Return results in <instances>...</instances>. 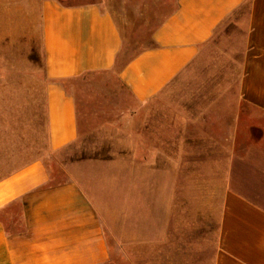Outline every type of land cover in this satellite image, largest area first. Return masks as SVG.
Returning <instances> with one entry per match:
<instances>
[{
    "label": "crops",
    "instance_id": "obj_1",
    "mask_svg": "<svg viewBox=\"0 0 264 264\" xmlns=\"http://www.w3.org/2000/svg\"><path fill=\"white\" fill-rule=\"evenodd\" d=\"M41 10L46 141L13 167L0 154V264H264V0H175L153 46L119 72L139 103L126 127L135 163L58 157L80 136L76 97L60 81L112 70L123 36L100 1ZM219 33L236 82L215 91L204 122L166 118L156 100ZM184 160L188 195L176 198L181 187L165 176L184 175ZM198 169L199 190L220 200L196 199ZM130 175L146 177L134 194Z\"/></svg>",
    "mask_w": 264,
    "mask_h": 264
},
{
    "label": "rangeland",
    "instance_id": "obj_2",
    "mask_svg": "<svg viewBox=\"0 0 264 264\" xmlns=\"http://www.w3.org/2000/svg\"><path fill=\"white\" fill-rule=\"evenodd\" d=\"M44 1L0 0V154L4 155V159L9 158L7 162L12 167L39 153L46 141L42 88L47 80L43 73L41 38ZM59 1L64 4L102 2L119 23L123 47L114 69L88 73L66 81V86L77 98L80 136L58 157L71 161L120 158L122 163H135L125 160L128 147L126 127L132 126V117L138 112L139 103L120 79L119 71L134 55L153 46L154 30L174 8L175 0ZM235 29L234 24H225L222 34L234 32ZM34 65L38 69L36 73L32 69ZM236 71L237 66L230 57L227 42H222L219 33L200 58L174 80L156 102L166 118L172 119L174 113L181 112L186 121L196 115L197 122H204V105L207 102L215 103L220 98L215 93L219 92L223 83L227 88L230 82H236ZM227 74L235 78L228 80ZM206 89H209V94H206ZM133 128H139V122L134 121ZM167 162L171 163L166 161V165ZM181 165L186 172L184 175H166L165 180L166 184L169 181L180 185L176 198H187L188 192L182 190L190 181L186 171L188 161H181ZM128 178L132 183L128 190L131 189L134 194L135 182L144 185L146 177L130 175ZM152 179L149 177L147 182ZM195 180L198 186L196 199L203 200L207 195L206 198L213 196V199L220 200L221 193L213 191L205 195L203 190H199V186L206 183L199 169ZM152 183H155V179Z\"/></svg>",
    "mask_w": 264,
    "mask_h": 264
},
{
    "label": "trees",
    "instance_id": "obj_3",
    "mask_svg": "<svg viewBox=\"0 0 264 264\" xmlns=\"http://www.w3.org/2000/svg\"><path fill=\"white\" fill-rule=\"evenodd\" d=\"M60 2H61V1H60ZM172 10H173V9H172ZM172 10H171V11H172ZM144 50H145V49H144ZM121 51H122V50H121ZM142 51H143V50H142ZM140 52H141V51H140ZM140 52H139V53H140ZM120 53H121V52H120ZM137 54H138V53H137ZM137 54H136V55H137ZM136 55H134L132 58H134ZM132 58H130L127 62H129ZM119 60H120V55H119V57H118V62H119ZM118 62H117V64H118ZM127 62H126V63H127ZM126 63H125V64H126ZM117 64H116V65H117ZM125 64H124V65H125ZM124 65H123V66H124ZM123 66H122V67H123ZM122 67H121V69H122ZM113 69H114V68H113ZM121 69H120V70H121ZM107 71H109V70H107ZM97 72H104V71H97ZM119 72H120V71H119ZM88 73H95V72H88ZM88 73H84V74H82V75H80V76H78V77H81V76H83V75H85V74H88ZM78 77H75V78H72V79H68V80H61L60 82H62V84L68 89V87L66 86V81H70V80L76 79V78H78ZM68 90H70V89H68ZM72 93H73V92H72ZM73 94H74V93H73ZM74 96H75V94H74ZM75 97H76V96H75ZM76 101H77V98H76Z\"/></svg>",
    "mask_w": 264,
    "mask_h": 264
}]
</instances>
